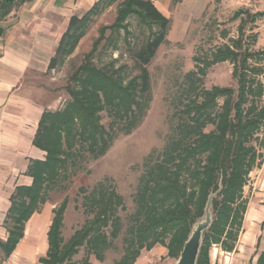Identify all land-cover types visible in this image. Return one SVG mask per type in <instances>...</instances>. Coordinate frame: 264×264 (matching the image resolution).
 I'll return each instance as SVG.
<instances>
[{
  "label": "trees",
  "instance_id": "16d2710c",
  "mask_svg": "<svg viewBox=\"0 0 264 264\" xmlns=\"http://www.w3.org/2000/svg\"><path fill=\"white\" fill-rule=\"evenodd\" d=\"M117 1L101 0L83 18L71 20L70 29L60 43L51 68L57 65L60 55H69L76 49L85 35L88 22ZM244 13L252 15L240 10L235 17ZM134 15L149 28L158 25L160 30L153 33L137 54L142 66L140 81L137 77L124 85L116 76L117 72L97 68L92 64V58L106 39L107 31L130 33L128 19ZM251 17L254 23L264 17V12ZM169 23L151 0H123L114 23L100 28L99 37L86 55V61L67 86L71 100L61 110L46 112L40 122L35 145L47 152L46 160L35 162L30 169L34 184L25 191L30 201L19 203L14 208L11 235L2 245L6 254H10L23 237L25 221L46 201L45 189L56 182L76 146L87 145L95 158L106 153L111 136L101 124V113L108 110L120 121H128L132 117L134 107L139 104L137 92L149 90L150 76L146 66L164 43ZM247 24L241 23L239 38L232 45L218 48L210 59L199 61L197 58L202 62L201 74L217 64L232 63L238 88L205 90L202 101L194 100L183 111L188 116L193 114L191 123L180 126L182 135L172 153L153 169L141 197L139 216L130 230L132 237L127 239V252L116 264H134L142 250L150 251L157 244L166 246L169 256L178 259L194 226L205 216L209 196L217 192L220 185L222 192L213 200V222L204 233L198 264H211L214 245L222 244L226 251L234 248L248 206L243 198L244 187L258 158L257 149L251 142L264 127V83L259 79L264 68L259 63L251 65L253 60L264 61V50L253 52L246 45ZM220 99H223L221 105ZM208 125L215 129L205 133ZM127 128L130 131L132 127L129 124ZM94 202L98 204L94 220L66 243L61 231L66 202L54 211L49 251L41 260L43 264H93L91 255L79 263L73 262L74 256L85 245L97 260H103L102 253L111 241L108 242L102 228L119 220L115 215L121 198L113 191H103L100 199ZM115 228L112 232L114 238L120 230L116 225ZM257 264H264V252Z\"/></svg>",
  "mask_w": 264,
  "mask_h": 264
},
{
  "label": "rangeland",
  "instance_id": "374dc122",
  "mask_svg": "<svg viewBox=\"0 0 264 264\" xmlns=\"http://www.w3.org/2000/svg\"><path fill=\"white\" fill-rule=\"evenodd\" d=\"M122 1L94 16L76 49L69 55L59 56L55 78L63 97L61 109L71 100L67 91L71 77L86 61V55L99 37L100 28L114 23ZM222 3L210 4L204 10L198 4L188 10L183 4L179 8H171L166 39L146 66L150 76L149 90L146 93L137 92L139 104L134 107L132 117L128 121H120L110 111L102 112L101 124L111 136L106 153L95 158L87 145L78 144L56 182L45 189L46 200L54 206V211L66 202L61 230L65 243L94 220L98 204L93 200L100 199L103 191H113L121 198L115 215L119 220L115 224L111 221L102 228L108 242L111 241L102 253L103 260H97L85 245L74 256L73 262L79 263L90 255L95 264H116L121 260L127 252V239L132 237L130 230L139 216L141 197L153 169L172 153L182 135L180 126L191 123L193 114L188 116L183 111L194 100L202 101L205 90L213 87L238 88L232 63L217 64L201 74L202 62H198L197 58H200L199 61L210 59L218 48L232 45L239 38L242 22H249L244 37L246 45L253 52L264 50V17L252 23V5L243 6V10L252 15L244 13L236 18L238 7L243 3ZM128 21L130 33L126 34L124 30L107 31L106 39L92 58V64L97 68L117 72L116 76L124 85L139 78L142 66L137 54L153 33L157 34L160 30L158 25H153L152 29L144 25L136 15ZM256 63L264 68V61H251V65ZM259 79L264 83V73ZM222 103L223 99H220L219 104ZM129 124L132 127L130 131L127 128ZM214 129L213 125H208L204 132ZM251 144L256 147L258 158L244 187L243 198L248 205L252 201L264 202V127ZM115 225L120 228L116 238L112 236ZM221 250H225L222 244L212 247L211 264H223V259L219 260ZM215 256H218L217 259ZM155 264H161V261Z\"/></svg>",
  "mask_w": 264,
  "mask_h": 264
},
{
  "label": "crops",
  "instance_id": "0c3cea01",
  "mask_svg": "<svg viewBox=\"0 0 264 264\" xmlns=\"http://www.w3.org/2000/svg\"><path fill=\"white\" fill-rule=\"evenodd\" d=\"M100 1L0 0V264H43L47 257L54 218V206L47 200L25 221L23 237L10 254L2 245L10 238L15 206L30 201L25 191L34 184L31 167L46 160L47 152L35 145L40 122L46 112L62 107L57 65L51 68V62L71 20L83 18ZM151 1L169 21L171 8L182 4L186 10L197 4L204 10L210 4L232 1L243 3L237 12L252 5L254 14L264 12V0ZM224 251L219 252L223 264L258 263L264 252V202H250L237 243ZM174 260L166 246L157 244L150 251L142 250L134 264Z\"/></svg>",
  "mask_w": 264,
  "mask_h": 264
},
{
  "label": "water",
  "instance_id": "95a60500",
  "mask_svg": "<svg viewBox=\"0 0 264 264\" xmlns=\"http://www.w3.org/2000/svg\"><path fill=\"white\" fill-rule=\"evenodd\" d=\"M222 192V186L217 192L211 194L205 207V216L193 228L192 233L180 253L175 264H198L204 241V233L211 227L213 222L212 203Z\"/></svg>",
  "mask_w": 264,
  "mask_h": 264
},
{
  "label": "built area",
  "instance_id": "2783aa9c",
  "mask_svg": "<svg viewBox=\"0 0 264 264\" xmlns=\"http://www.w3.org/2000/svg\"><path fill=\"white\" fill-rule=\"evenodd\" d=\"M216 248H218V246H215ZM216 250H219V249H216ZM216 257V256H215ZM215 259H217V257L215 258Z\"/></svg>",
  "mask_w": 264,
  "mask_h": 264
}]
</instances>
